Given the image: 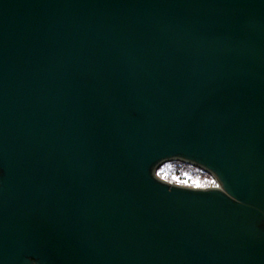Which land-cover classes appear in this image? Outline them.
Returning <instances> with one entry per match:
<instances>
[{
	"label": "water",
	"instance_id": "1",
	"mask_svg": "<svg viewBox=\"0 0 264 264\" xmlns=\"http://www.w3.org/2000/svg\"><path fill=\"white\" fill-rule=\"evenodd\" d=\"M0 264H264V0H0Z\"/></svg>",
	"mask_w": 264,
	"mask_h": 264
},
{
	"label": "rangeland",
	"instance_id": "2",
	"mask_svg": "<svg viewBox=\"0 0 264 264\" xmlns=\"http://www.w3.org/2000/svg\"><path fill=\"white\" fill-rule=\"evenodd\" d=\"M178 160H169V161H165L164 163H162L160 165V168L163 170H170V171H174L175 168H177L176 164L177 163H174ZM176 174L173 173V177L172 179H163L167 182H170V183H175V184H180V185H184V186H190L189 184H191V182H195V187H203V182L205 180H207L208 183L212 184L211 186H214L216 185V181L215 179L213 178V176H211L209 173H203L201 171H198V170H195V169H192V168H189L188 170L186 169H177L176 170Z\"/></svg>",
	"mask_w": 264,
	"mask_h": 264
},
{
	"label": "trees",
	"instance_id": "3",
	"mask_svg": "<svg viewBox=\"0 0 264 264\" xmlns=\"http://www.w3.org/2000/svg\"><path fill=\"white\" fill-rule=\"evenodd\" d=\"M174 163H177L176 164V166H177V168H175V170L173 171H170V170H162L161 168H160V166L156 169V175L158 176V177H160V178H167V179H172V175H173V173L174 174H176V170L177 169H179V168H181V169H186V170H188L189 168H192V169H195V170H198V171H201V172H203V173H206L203 169H201V168H199V167H197V166H194V165H191V164H188V163H185V162H182V161H176V162H174ZM207 174V173H206ZM204 184H203V187H207V186H211L212 184H210V183H208L207 182V180H205L204 182H203ZM191 187H195V182H191V184H189Z\"/></svg>",
	"mask_w": 264,
	"mask_h": 264
},
{
	"label": "snow or ice",
	"instance_id": "4",
	"mask_svg": "<svg viewBox=\"0 0 264 264\" xmlns=\"http://www.w3.org/2000/svg\"><path fill=\"white\" fill-rule=\"evenodd\" d=\"M217 187H218V185H217Z\"/></svg>",
	"mask_w": 264,
	"mask_h": 264
}]
</instances>
